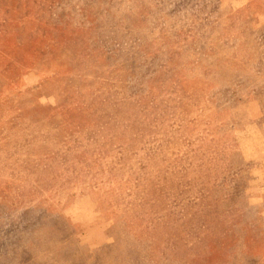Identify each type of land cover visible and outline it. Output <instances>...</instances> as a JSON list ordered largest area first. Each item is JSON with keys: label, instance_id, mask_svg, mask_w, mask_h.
<instances>
[{"label": "rangeland", "instance_id": "obj_1", "mask_svg": "<svg viewBox=\"0 0 264 264\" xmlns=\"http://www.w3.org/2000/svg\"><path fill=\"white\" fill-rule=\"evenodd\" d=\"M0 264H264V0H0Z\"/></svg>", "mask_w": 264, "mask_h": 264}]
</instances>
